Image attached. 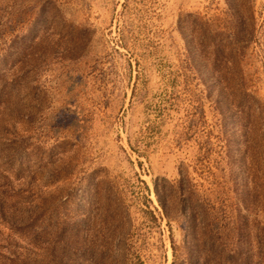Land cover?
<instances>
[{"label":"rangeland","instance_id":"1","mask_svg":"<svg viewBox=\"0 0 264 264\" xmlns=\"http://www.w3.org/2000/svg\"><path fill=\"white\" fill-rule=\"evenodd\" d=\"M0 264H264V0H0Z\"/></svg>","mask_w":264,"mask_h":264}]
</instances>
